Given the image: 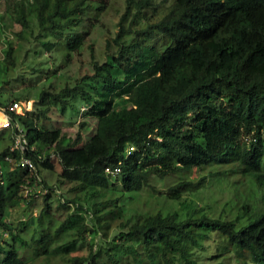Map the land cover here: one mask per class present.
<instances>
[{"label":"trees","instance_id":"16d2710c","mask_svg":"<svg viewBox=\"0 0 264 264\" xmlns=\"http://www.w3.org/2000/svg\"><path fill=\"white\" fill-rule=\"evenodd\" d=\"M118 5L0 11V264H264V0Z\"/></svg>","mask_w":264,"mask_h":264},{"label":"rangeland","instance_id":"374dc122","mask_svg":"<svg viewBox=\"0 0 264 264\" xmlns=\"http://www.w3.org/2000/svg\"><path fill=\"white\" fill-rule=\"evenodd\" d=\"M18 1H20V0H6V1H4L1 5V7H0V11H3L5 8V10L6 11H9L13 6H14V4L16 3V2H18ZM121 2H122V0H116V5L117 4H121ZM118 5V6H119ZM109 17H112V18H114V15L112 16L111 14H109ZM8 38L10 39V41L12 42V43H14L15 42V39H16V37H15V35H14V32H12V31H9L8 32ZM0 56H2V51H1V43H0ZM76 66H71V68L70 69H74ZM21 68L22 69H19L20 70V72H24L25 70V65H22L21 66ZM26 71H29V70H27L26 69ZM25 71V72H26ZM18 77V79H20V73H19V75L17 76ZM30 77V76H29ZM41 78V77H40ZM42 79V78H41ZM22 82H21V79H20V84H21ZM17 93V92H16ZM13 98V97H12ZM35 103H36V94L35 93H31V95H30V98H29V100H26L25 102H24V105H23V113L27 110V111H30L33 107H34V105H35ZM54 119L57 121V124L58 125H61V124H63V123H61L60 122V117L58 116V115H56V116H54ZM56 123V122H55ZM39 165L40 166H44V168L45 169H49V170H51L52 171V169H54V170H57V171H59L60 170V168H59V165L57 164V162L55 161V158L53 157V156H50L49 158H47L46 159V161H44V162H41V163H39ZM41 170V169H40ZM51 171H48V170H45V173L46 172H48V173H46L47 174V179L49 180V178L51 177L52 179H54L53 178V176H51ZM54 176H55V173H54ZM40 198H41V196H40ZM39 200V199H38ZM21 213H22V206H18V205H15V207L13 208V211H12V215H11V221H13L14 223H16V221L18 220V217H22V215H21Z\"/></svg>","mask_w":264,"mask_h":264},{"label":"built area","instance_id":"2783aa9c","mask_svg":"<svg viewBox=\"0 0 264 264\" xmlns=\"http://www.w3.org/2000/svg\"><path fill=\"white\" fill-rule=\"evenodd\" d=\"M24 102H25L24 100H12L7 105L4 106L0 105V128H9L12 126V112L23 114ZM25 143H26V139L24 137V132L19 127L18 132L16 133L14 145L12 147L13 148L19 147L20 149H23L25 147ZM19 163L22 165L26 164L28 165V167H32L33 165L32 161L25 157L21 158Z\"/></svg>","mask_w":264,"mask_h":264}]
</instances>
